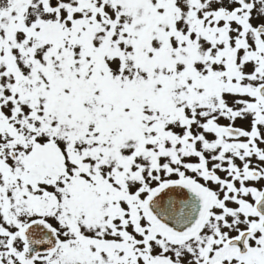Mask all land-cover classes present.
I'll return each mask as SVG.
<instances>
[{"label": "snow or ice", "instance_id": "6c2138e0", "mask_svg": "<svg viewBox=\"0 0 264 264\" xmlns=\"http://www.w3.org/2000/svg\"><path fill=\"white\" fill-rule=\"evenodd\" d=\"M0 264H264V0H0Z\"/></svg>", "mask_w": 264, "mask_h": 264}]
</instances>
